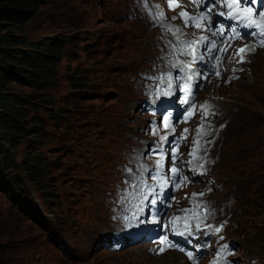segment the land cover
<instances>
[{
  "label": "rangeland",
  "instance_id": "1",
  "mask_svg": "<svg viewBox=\"0 0 264 264\" xmlns=\"http://www.w3.org/2000/svg\"><path fill=\"white\" fill-rule=\"evenodd\" d=\"M142 15L135 16L133 0H40L33 18L16 29L29 42L64 46L48 49L55 57L50 86L8 85L25 101L16 123L24 130L0 128V146L19 165L40 153L49 164L48 194L23 168L8 172L27 193L0 186V264H186L176 252L155 259L133 246L111 253V241L102 242L116 232L107 198L120 178L118 166L144 142L146 117L129 107L136 98L142 104L137 73L155 58L158 38L150 15ZM216 99L227 126L214 150L211 197L233 213L227 232L240 247L239 264L264 263V53ZM127 111L131 117L120 129L117 119ZM7 137L16 153L4 144Z\"/></svg>",
  "mask_w": 264,
  "mask_h": 264
},
{
  "label": "snow or ice",
  "instance_id": "2",
  "mask_svg": "<svg viewBox=\"0 0 264 264\" xmlns=\"http://www.w3.org/2000/svg\"><path fill=\"white\" fill-rule=\"evenodd\" d=\"M147 3L149 6V9L151 10L152 7V0H142V5L144 3ZM192 3L198 4L199 0H191ZM216 2L219 4L221 8H227V12L220 11L217 13L219 17H225L227 19H232L236 21H243L245 28H252L253 26L258 29V31L254 32H246L243 36L235 31V26L231 27V31L227 36H225V29L224 27L220 26V22L217 21V27L215 30L212 29V20L210 13L213 11V6L209 5L204 9L203 12H201L199 15H192L189 14L186 11H181L179 13V18L183 20L184 27H192L195 29H199L203 32H210L212 36H222L224 37L223 41L221 42V45H218L216 41L209 40V37L206 35H200L196 36L195 33H193V36L195 38L193 39H185L184 37L187 35V33L183 32L181 28L176 27L172 24H165V31L170 33L173 37H175V42L169 41V46L172 49V55H175L177 52L181 55H191L192 60L190 62H179V66L181 67V72L183 73L182 77H177L178 79H181L184 81L182 84V89L185 92V103L189 105L190 113L194 112L197 108V105L194 103L195 94L198 92V89L194 90L191 86V82L193 81L194 76H201L200 72L191 73V66L192 64L196 63L197 60H203L204 56L207 55L209 59L213 61V65L207 69V71L212 72L216 76H220V62H221V54L225 53L227 51V48L223 47V45L231 46V42L235 39H243L247 36H257L258 39L256 40L254 45H244L243 47L237 48L230 56V61L235 60L236 63L242 64L247 62V56L255 51V45H259L260 47H264V9H262L259 14H257L251 5L244 6L247 3V0H216ZM169 7L171 10L175 11L176 8L181 7V4L179 3V0H170ZM155 18L160 20H165L166 17L163 13H155ZM173 20L177 19V17H173ZM204 45H207L203 53L197 54L199 52V49L204 47ZM172 67H177L178 63L177 61L170 60ZM242 71L243 69H239ZM233 72H236L237 69L233 68ZM204 80L208 79L207 75H203L201 77ZM237 76H232L227 78V82H231L232 79H238ZM168 79H171V76L169 75ZM201 111H204L205 117L209 114L206 109H211L212 105L210 104H204L199 106ZM215 114V113H212ZM165 127L169 128L171 127L170 124L165 123ZM203 127V121L201 123V128ZM201 128L197 129V132L199 133L201 131ZM172 135H175V128L171 129ZM187 132L188 129H184V135L181 137V139L187 138ZM153 134H155V131H153ZM162 142L169 143L168 136H162L161 138ZM175 144V148H172L171 144ZM200 143L199 136H197V139L194 141V145H198ZM208 143H211L209 141ZM170 151H171V161L169 165V173L166 175H162L163 172V164L160 162L164 159L161 149V157L160 160L157 161L156 170L152 172V174L148 177V179H157L158 181L163 179L164 183L160 184L159 187L162 189L165 184L168 183V180H172L174 186L179 190V188L183 187L186 183L189 182V178L185 175H183V169L176 166V161L179 159L178 150L180 147V144L178 141H173L169 143ZM198 151L197 147H193L192 151L189 153L190 156L195 157L196 152ZM202 161H205L204 157H200ZM185 163L192 164L193 160H188ZM204 169V163L199 164L198 166H194L191 171L198 172L199 174H203ZM129 172L135 171V169H128ZM139 171L141 172H147L148 169L145 165L142 163L139 164ZM146 184V180L143 177H137L135 182H131L133 189H143V187ZM150 189L154 191V187L151 185H148ZM141 195L144 199H146V195H143V192H141ZM159 195V193H157ZM204 193L199 194H193V197L197 196H203ZM151 204H155L156 200L153 199ZM197 208H202L203 213H197V217L199 222L195 224V228L197 231L201 230V223L206 221L209 217L213 216L214 213L211 210V208L208 205H201L196 204L193 209H184V216H176L173 217L172 220L169 222L172 225V231L175 235H181L185 236L192 235L191 231V224L184 223L182 225H178V222L181 220H188V214L190 211L194 212ZM206 227L211 228L214 233H218L223 230V225H221L218 228L213 227L212 225H206ZM161 247L157 249V254H163L166 250L176 249L177 245L174 242L169 241L166 237L162 238L158 242ZM183 250V249H179ZM187 255L190 259L193 260V264H196V258L193 257V254L191 251L187 252ZM223 256V253H222Z\"/></svg>",
  "mask_w": 264,
  "mask_h": 264
},
{
  "label": "trees",
  "instance_id": "3",
  "mask_svg": "<svg viewBox=\"0 0 264 264\" xmlns=\"http://www.w3.org/2000/svg\"><path fill=\"white\" fill-rule=\"evenodd\" d=\"M39 3L40 0H0V128L5 127L17 132L24 130L16 123L22 117L18 108H22L21 105L25 101L11 94L8 85L29 81L36 87L50 86L54 76L55 57L48 54V49L53 46L55 48L64 46L58 43L42 45L37 42H29L16 31L17 28L23 27L33 18ZM72 81L74 85L78 86L77 88H83L80 79L74 78ZM45 101L48 102V99ZM7 143L13 146L12 151H14L15 141L11 137H7L4 139V144ZM35 149L36 147H34ZM48 166L46 159L36 151L19 165L15 161L14 154L6 148V145L0 146V186L8 185L14 195L27 192L22 189V181L14 175H9L8 172L23 168L28 180L41 186L40 189L47 196L48 185L43 182V172L47 170ZM46 202L49 201L46 200Z\"/></svg>",
  "mask_w": 264,
  "mask_h": 264
},
{
  "label": "bare ground",
  "instance_id": "4",
  "mask_svg": "<svg viewBox=\"0 0 264 264\" xmlns=\"http://www.w3.org/2000/svg\"><path fill=\"white\" fill-rule=\"evenodd\" d=\"M246 76V75H245ZM256 96V95H255ZM136 102L133 104V105H130V109L131 110H133L132 111V113H134V110L135 109H139L141 106L139 105V98H136ZM130 111H127V112H125V117H119L118 119H117V124L119 125V127H120V129H122L123 128V126L125 125V123H126V121H127V119L129 118V117H131V114H132ZM249 115V114H248ZM258 119L259 120H261V116H259L258 117ZM251 120H252V117H251ZM255 120V119H254ZM253 126V125H252ZM251 126V127H252ZM260 126V124H258V123H256V124H254V127L253 128H257V127H259ZM111 239L109 238V239H103L102 240V242H109ZM137 248H143V246H139V247H136V249ZM169 253H173V252H169ZM169 253H167V254H169ZM167 254H165V255H163V256H161V257H154L155 259H162V258H165L166 256H167Z\"/></svg>",
  "mask_w": 264,
  "mask_h": 264
}]
</instances>
